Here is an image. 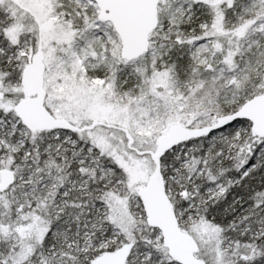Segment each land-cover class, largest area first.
<instances>
[{"label":"snow or ice","instance_id":"snow-or-ice-1","mask_svg":"<svg viewBox=\"0 0 264 264\" xmlns=\"http://www.w3.org/2000/svg\"><path fill=\"white\" fill-rule=\"evenodd\" d=\"M0 264H264V0H0Z\"/></svg>","mask_w":264,"mask_h":264}]
</instances>
